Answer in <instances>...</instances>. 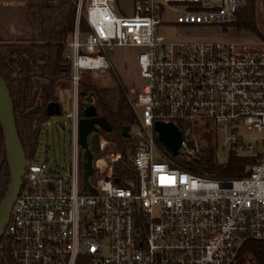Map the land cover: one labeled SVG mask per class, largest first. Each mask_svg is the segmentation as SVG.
Listing matches in <instances>:
<instances>
[{
    "label": "built area",
    "instance_id": "obj_1",
    "mask_svg": "<svg viewBox=\"0 0 264 264\" xmlns=\"http://www.w3.org/2000/svg\"><path fill=\"white\" fill-rule=\"evenodd\" d=\"M113 3L77 0L62 54L69 66L68 106L53 123L46 116L37 136L40 143L68 126V170L54 172L34 154L25 159L3 232L10 262L234 264L244 240H264V41L239 47L155 34L161 24L222 29L241 0H133L129 15L117 13ZM116 48L135 50L141 81L130 102L137 122L128 130L135 139L127 150L135 181L115 184L112 166L119 154L101 153L107 141L99 135L89 192L82 187L76 136L79 75L109 69ZM156 120L180 129L188 154L179 151L178 159L188 160L200 148L192 128L202 124L213 134L216 162L217 149L254 161L239 177L189 173L156 148Z\"/></svg>",
    "mask_w": 264,
    "mask_h": 264
},
{
    "label": "trees",
    "instance_id": "obj_2",
    "mask_svg": "<svg viewBox=\"0 0 264 264\" xmlns=\"http://www.w3.org/2000/svg\"><path fill=\"white\" fill-rule=\"evenodd\" d=\"M77 0H0V77L3 79L12 102L15 128L25 159L34 154L38 144L40 122L46 117L44 107L58 101L59 88L68 86L69 66L63 59L66 42L76 20ZM84 3L81 5V13ZM230 25L258 35L254 22L253 0H242L234 12ZM78 29L86 31L82 15ZM112 85L100 86L85 70L79 75L78 91L90 95L95 115L110 125L108 132H100L107 141L101 153L113 147L119 158L113 163L115 184L123 186L124 179L135 181V171L125 157L130 137L121 134L123 125L137 122L135 113L126 100L127 90L117 75L109 69ZM83 96H79L80 114ZM38 104L35 110L32 108ZM194 155L178 159L177 166L189 173L214 177L233 178L246 174V167L254 159L229 152L224 162L214 159V143L208 140ZM9 182L8 166L0 130V200ZM1 251L9 259V243L4 235ZM234 264H264V240L247 239L242 242Z\"/></svg>",
    "mask_w": 264,
    "mask_h": 264
},
{
    "label": "rangeland",
    "instance_id": "obj_3",
    "mask_svg": "<svg viewBox=\"0 0 264 264\" xmlns=\"http://www.w3.org/2000/svg\"><path fill=\"white\" fill-rule=\"evenodd\" d=\"M242 3V0H241ZM240 3V5H241ZM114 9L117 13L127 14L131 10V0H114ZM166 16H164L165 18ZM156 35L163 36L168 41H196V40H218V41H230L238 45L239 47L253 46L257 45V43H261L264 41L263 37H259V35L255 36L253 33L248 30L238 29L234 25H230L228 23L227 26L221 28L217 27H199V26H180L174 24H161L155 29ZM135 53L134 49L128 48H116L115 51L112 52V57L115 63V69L110 67L109 70L117 75L122 81L123 86L127 90L126 100L131 102L134 97V93L138 90L140 85V79L137 75V69L133 66V55ZM92 76L96 80V82L100 86H110L112 85V78L110 77V73L107 70L104 71H92ZM69 86V84H68ZM66 88H59L57 92L58 102L60 104V108L62 110L66 109L68 106L69 99V90ZM49 120L53 123L57 121L55 116H51ZM134 122L131 125H135ZM193 134L196 138L199 139L200 147H203L206 143L205 135H208V140L213 142V134L210 131V128L197 124L192 128ZM249 133L253 134L254 131H249ZM103 138V137H102ZM104 139V138H103ZM135 139L130 137V144L125 149V157L128 159L127 150L129 147H133ZM154 143L156 148L166 156L170 157L174 161L178 160V155H171L163 145L156 139L154 136ZM107 145V144H106ZM105 145V146H106ZM64 147L63 154L61 153L62 148ZM68 147H69V133L68 126L65 125L63 129H59L57 131H53L48 137L47 140L43 138V140L38 143L36 150L34 151L33 159L42 160L46 159V163L48 167L51 168L54 172H59V174H65L68 170ZM105 149V148H104ZM132 148L130 149V151ZM115 152L116 150L113 147H108L106 152ZM105 153V152H104ZM227 152L221 149L216 150L217 161L222 163L227 158ZM54 159L59 160V165H54ZM64 167V171H60V167ZM4 247L3 243H0V264L4 262V253L1 251V248Z\"/></svg>",
    "mask_w": 264,
    "mask_h": 264
},
{
    "label": "water",
    "instance_id": "obj_4",
    "mask_svg": "<svg viewBox=\"0 0 264 264\" xmlns=\"http://www.w3.org/2000/svg\"><path fill=\"white\" fill-rule=\"evenodd\" d=\"M83 96L81 102V117H79L76 126L77 144L81 149L80 170L83 189L93 192L89 184L93 173L94 155L98 152V136L100 132L110 130L109 123L101 117L95 115V109L91 102L90 95L78 92ZM36 103L32 110L37 108ZM60 111L57 101L48 102L44 107L46 116L57 115ZM0 130L3 139L6 162L8 166L9 182L7 188L0 200V239L3 235L7 223L11 206L19 191L21 177L25 166V156L18 139L13 117L12 102L8 89L0 77ZM129 126L121 127V134L129 137ZM153 133L156 139L171 154L176 155L179 151L187 153L186 147L182 144V135L180 129L172 122L156 120L152 125ZM114 182L116 179L114 178Z\"/></svg>",
    "mask_w": 264,
    "mask_h": 264
},
{
    "label": "crops",
    "instance_id": "obj_5",
    "mask_svg": "<svg viewBox=\"0 0 264 264\" xmlns=\"http://www.w3.org/2000/svg\"><path fill=\"white\" fill-rule=\"evenodd\" d=\"M131 3H133V0H131ZM253 9H254V22H255L256 29H257V33L259 37L264 38V0H253ZM131 11H132V5H131V10L129 13L127 14L120 13V14L129 15ZM196 41H206V40H196ZM181 42H183V40ZM120 49H123V48H120ZM109 62H110L111 67L115 69V63H114L112 54L110 56ZM133 66L135 67L134 57H133ZM59 107H60V104H59ZM3 260L4 262H1V264H11L10 259L4 257Z\"/></svg>",
    "mask_w": 264,
    "mask_h": 264
}]
</instances>
